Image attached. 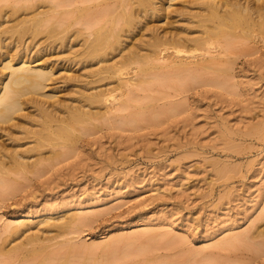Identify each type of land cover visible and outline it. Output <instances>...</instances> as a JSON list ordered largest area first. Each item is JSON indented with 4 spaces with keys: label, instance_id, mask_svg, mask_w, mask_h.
<instances>
[{
    "label": "rangeland",
    "instance_id": "1",
    "mask_svg": "<svg viewBox=\"0 0 264 264\" xmlns=\"http://www.w3.org/2000/svg\"><path fill=\"white\" fill-rule=\"evenodd\" d=\"M189 1L169 0V13H149L146 26H155L160 35L182 28L188 17L179 13L193 6ZM90 2L0 0V14L9 19L3 27L38 12L47 19L43 34L23 38L24 50L16 34L1 33L0 63L20 57L52 68L49 88L61 104L77 101L81 88L95 92L112 86L104 85L115 79L98 80L87 72L96 61L80 63L73 52L99 25L87 23L86 29L76 16L78 7L96 12L104 5ZM49 28L65 37L48 38ZM234 46V53L219 54L213 65L226 69L223 75L195 66L177 75L164 60H154L159 66L148 73L125 66L138 84L130 92L124 89L120 104L92 105L98 115L83 126L88 129L78 126L73 143L27 154L29 163L37 158L39 163L0 185V264L31 259L6 255L30 233L45 247L31 264H264V44ZM66 75L78 80L64 83ZM25 107L24 113H35ZM6 132L0 131V144L11 148ZM28 136L18 139L19 149L31 145ZM7 224L29 230L18 236L5 231ZM232 238L238 240L235 246L217 247Z\"/></svg>",
    "mask_w": 264,
    "mask_h": 264
},
{
    "label": "bare ground",
    "instance_id": "2",
    "mask_svg": "<svg viewBox=\"0 0 264 264\" xmlns=\"http://www.w3.org/2000/svg\"><path fill=\"white\" fill-rule=\"evenodd\" d=\"M90 1L93 2V0H80V3H91ZM103 2V7L99 11L95 10L96 12H92L89 6L78 7L75 10L78 13L76 15L77 18L81 19V22H86V29L89 28V24L87 23L94 22V24L99 25L93 29L94 31L91 30L93 31L92 33L90 32L92 37L87 33L88 36H84L81 45L77 44L79 50L75 49L73 52L76 51L77 55L75 56L81 59L80 63H82V60L88 64L96 61L95 64L86 66L90 68L87 72L98 80L115 79L116 83L113 81L114 84L106 83L104 85L112 86L103 89L99 88L95 92H89L91 87L86 90L80 87L82 90L80 89L78 92L75 90L77 93L74 92L78 96L77 101L74 102H78V104L76 105L73 102L72 104L76 106L72 105V100L70 99L68 103L72 106L65 105L63 102L66 100L64 99L61 104L62 100L59 101L54 89L49 88L50 81H52L55 73L52 68H48L46 64L37 63L38 61L28 58L23 59L19 57L17 60L3 58L4 60L1 61L2 67L0 72H6L0 75V131L5 132L7 129L6 135H9L8 139L13 143L11 148H6L0 144L1 186L7 183L11 174H26L28 170L30 171L31 168H34L39 163V158L30 163L27 161L32 157L31 155H27L30 152L33 153V151L38 150L41 146L44 148L45 145L62 147L67 146L66 143H71L70 139L78 136H74V132H77L76 129L80 132L83 126L91 123V120L98 115L96 110L95 112L92 111V105L103 103L116 107L120 104L125 91L130 92L131 90L129 91V89L138 84V81L132 80V76L129 75L130 72H128L129 74L124 72L125 66H128L129 70L130 66H134L131 68V71L133 69L136 74L148 73L159 66L153 63L154 60H164L166 66L177 71V75L184 74L192 66L210 69L217 75H223L227 72L226 69L213 67V65L217 64L219 54L224 52L229 54L234 53V45L238 42L254 45L264 44V0L189 1V3L193 2L191 3L192 7L184 8V11L182 8L180 13L176 10L172 11H176L177 14L183 15V17L184 15L187 16L188 18L185 17L187 18V23L184 21L186 25L183 23L182 25L184 26H181L182 28H176V30L173 28L174 30L169 32L166 30V34L160 32L161 35L155 31V26V30L153 27L148 28L146 26L147 20L145 21L144 18H147L151 14L160 13L162 9L167 10V13H169L171 0L170 2L169 0H163V2L161 0H103ZM167 4L168 6L165 7ZM184 4L186 6L189 5L188 3ZM22 7L24 6L13 7V13H16ZM97 7H100L99 4ZM167 13L165 12L166 15ZM5 15L0 14V34H16L15 39L18 38V43L23 42V46L26 41H23L25 36L29 35L34 39L44 32L42 28L46 24L47 19L40 12L33 14L29 18L22 17L17 19L11 25L3 27V23L9 21V19H4ZM158 15L160 16V14ZM157 18L159 19V17ZM144 21L145 23H143ZM140 25L141 27H139ZM148 26L151 27L150 25ZM53 29L49 28L45 30L48 38L53 37L55 34L57 36L60 34V32ZM134 32L135 34H133ZM138 34H140L139 37L142 40L138 38ZM76 35L77 38H74L78 39V34ZM136 35V40L132 41L129 39L131 36L134 39ZM80 36H83V34ZM63 37L65 35L61 38ZM54 38H56V35L53 37V40ZM56 40L58 41L57 38ZM78 40L80 41L81 39L79 38ZM80 42L78 43L80 44ZM61 43L63 46V42ZM23 46L21 50L28 48V42L26 47ZM2 47L4 48L5 45L0 38V51ZM207 56L209 57L208 59L206 58ZM95 65L96 68L94 69L93 66ZM87 72L85 71V75ZM192 75V78L199 77ZM66 76L68 80L63 79L64 83L78 80L71 75ZM90 82L92 81L85 83L88 85ZM124 89L126 90L124 91ZM65 103L68 104L67 101ZM26 105H31L35 109V113H24ZM111 108L109 107V109ZM106 110L109 111L108 108ZM76 126H80L81 129L79 130L80 127L77 128ZM20 127L22 129H19ZM33 127L34 129L32 130ZM14 129L19 130L14 131ZM84 129H88V126L83 127ZM10 130L11 132H9ZM24 133L26 135L32 134V137L28 136L32 142L31 145H28L29 147L21 150L19 148L22 145L18 143V139ZM12 137L14 138L12 139ZM59 154H57L58 157L60 156ZM37 224H45L50 227L47 221H40ZM52 226L63 228L62 224H52ZM21 227H25V225L12 226L7 224L4 229L6 232L20 236L29 230L27 227L25 229H21ZM245 239H250V237H246ZM237 241L235 238H232L228 241L219 242L217 247H233ZM23 243L24 246L18 244L8 250L6 255L11 254L8 256L9 259H14L18 256L19 260H29L31 258L29 261L32 262L34 256L40 252H44L45 247L40 245L39 236L36 234H25ZM73 248L74 246H69L68 249L71 251ZM29 261L26 264H31Z\"/></svg>",
    "mask_w": 264,
    "mask_h": 264
}]
</instances>
